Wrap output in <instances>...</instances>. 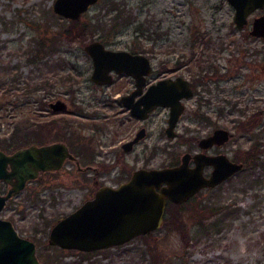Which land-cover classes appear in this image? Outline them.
<instances>
[{"label": "rangeland", "instance_id": "obj_1", "mask_svg": "<svg viewBox=\"0 0 264 264\" xmlns=\"http://www.w3.org/2000/svg\"><path fill=\"white\" fill-rule=\"evenodd\" d=\"M52 3L53 0H0V147L7 142L4 138L9 137L15 125L36 126L39 133L40 122L58 117V125H51L41 136L54 138L59 127L58 134L67 140L73 129L95 148L97 159L93 162L103 158L108 163L115 161L113 150L107 154L108 158L104 154L109 150L104 139H109L112 132L95 131L93 121L116 119L117 107L103 97L108 89L113 93L117 90L118 80L98 88L88 79L91 63L83 48L87 38L103 37L111 46L145 51L154 68L179 61V69L184 72L194 75L203 71L209 76L208 88L197 85L178 128L189 136L201 135L217 125L228 127L231 136L219 149L243 159L244 164L223 181L199 189L187 200L168 203L167 212L174 222L163 226L162 221L160 226L150 229L152 236L147 239L158 244L161 262L171 255V259L179 260L175 254L184 253L189 264H254L258 259L264 263V147L259 157H254L256 164L246 161L250 148L264 144V65L261 68L259 64L264 63V38L249 36L246 27L234 24L233 7L228 0H97L79 16L88 33L74 37L60 35L52 50L43 56L55 62L44 68L46 85L33 90L26 107L16 106L14 93L7 88L15 84L23 88L25 83L40 81L43 76L25 55L38 36L58 32L68 22L67 17L55 12ZM116 11L120 13L116 15ZM115 18H119L116 23ZM13 73L18 77L7 80ZM61 75L69 77L70 82H61ZM39 93L46 94V99L65 98L67 110L38 108L35 98ZM199 95L209 100H201L198 106ZM198 112H204L209 119L198 117ZM165 115L164 110L153 113L149 133L136 147L137 154L127 153L125 163L114 162L105 176L115 175L116 179L119 168L126 174L137 165L178 160L181 152L191 147L190 138L180 140L162 133ZM65 121L69 125L61 128ZM111 123L116 131V122ZM115 136L119 138L121 134L116 131ZM167 142L168 150L163 148ZM197 147L194 142L193 148ZM150 149L154 151L152 157L146 155ZM72 166L66 162L56 171L41 172L7 198L0 215L10 218L22 235L35 241L39 264L50 257L57 264H136L131 254L146 247L138 234L119 246L91 249L94 251L87 257H81V249L55 247L47 241L52 222L92 191L91 180L79 181ZM199 203L216 207L204 209L200 214L206 230L199 226L197 215L191 210L192 205ZM177 224H184L192 237L186 252Z\"/></svg>", "mask_w": 264, "mask_h": 264}, {"label": "water", "instance_id": "obj_2", "mask_svg": "<svg viewBox=\"0 0 264 264\" xmlns=\"http://www.w3.org/2000/svg\"><path fill=\"white\" fill-rule=\"evenodd\" d=\"M97 0H53L55 12L67 17L77 18L89 5ZM234 5L233 19L238 27L247 21V14L264 0H229ZM255 35H264V11L256 15L249 30ZM84 49L92 56L94 67L91 78L107 81L108 69H125L136 74L135 69L124 61H140V76L149 69V60L143 53H131L124 48H108L99 39H91ZM184 91L190 93V89ZM175 93L173 80L158 79L142 94L143 105H131L132 112L145 114L157 103H168L169 130L181 110ZM54 109L66 107L61 97L50 101ZM229 136L225 126H216L212 132L199 138V145L207 147L213 142L221 143ZM137 138V135L134 137ZM71 153L62 141L38 144L29 142L6 151L0 148V179L9 183L5 192H0V210L6 199L18 192L25 181L35 176L39 169L57 167L63 157ZM190 152L184 151L179 162L163 166H138L124 181L113 186L102 184L91 197L84 199L74 208L59 216L49 227L47 241L61 247L91 250L119 244L131 237L157 228L163 221L166 197L173 201L188 198L204 185H214L239 170L243 163L233 160L225 152L193 153L195 163L188 164ZM206 163L213 166L208 175L202 171ZM34 240L20 234L11 219L0 215V264H39Z\"/></svg>", "mask_w": 264, "mask_h": 264}, {"label": "flooded vegetation", "instance_id": "obj_3", "mask_svg": "<svg viewBox=\"0 0 264 264\" xmlns=\"http://www.w3.org/2000/svg\"><path fill=\"white\" fill-rule=\"evenodd\" d=\"M228 2H229V0H228ZM230 4L233 7V13H234V9H235L234 5L232 3H230ZM84 11H82L80 13V15ZM263 11H264V3L262 6L254 7L247 14V21L243 24L242 27L247 28V32H248L249 36H253L254 38H256V37L264 38V35H255L249 31L250 28L252 27V22H253L254 17ZM232 20L234 21L233 14H232ZM234 24L237 26L235 21H234ZM242 27H238V28H242ZM95 38L101 40L104 43V46L108 47V48H113V49L124 48V49L129 50L131 53H143L144 55L147 56V58L149 60V64H150L148 71L142 73L143 74L142 75L143 76L142 82H140V80H141L140 71H139L140 70V61L139 60L137 61L135 59H132V60L128 59V61H125V60H123V61H124V64H126V62H127V64L131 65L135 69L136 74L131 72V71H127L123 68L118 70V71L115 70L114 68H110V69H108V73L110 74V76H109V79L107 81L94 80L93 78H91V72H92L93 67H94L93 59H92L91 54L84 49L85 53L89 57V60L91 63V69L89 72L88 79L92 82V84H94L98 88H103L105 86L111 85L113 82H115L116 79L118 80L117 90L113 93L112 91H110V89H108L106 92H104L105 94L103 97V99L105 98V99L109 100L110 104H113L117 107V110L115 111L117 113L116 119H115V117L107 118V116H106L105 118H107V119H103L102 121H100V120L99 121H97V120L93 121V129H95V131H99V132H103V133H107V134L112 132V135L109 137V139H104V144H109V150H106L104 152V154H106L107 158H108L107 154L113 150L114 156H115L114 162L124 164L125 163V156L127 153L131 152L132 155H136L137 154L136 147L139 145V143L144 142V139L146 138V136L149 133L148 123H149L150 119L152 118L153 113L157 110L158 111L164 110L165 114H166L165 115L166 116V118H165L166 124L163 126L162 133H165L169 138L179 137L180 140H182V139L188 140L190 138L193 141V143L190 145L191 146L190 148L186 147L182 151V152H184V151L190 152V155L188 157V164L189 165H193L195 163L193 153L197 152V151H204V152L212 153V154L218 153V152H225L229 156V158H231L233 160L242 161V163L244 164L243 159L238 158V157H231L226 151L219 149V146L222 145L231 136V132H230V129L228 127L227 128L229 130V136L226 140H224L221 143L213 142L211 145H209L207 147H202L199 145V143H198L199 138L204 136V135H207L210 132H212V130L216 126H214L210 131L203 133L201 135L191 134L189 136L183 134V131L180 130V128H178L180 119H182L184 117V111L187 108L188 101L197 92V85L198 84L201 85L203 87V89L208 88L207 83L209 80V76L207 74H205V72L201 71L199 74H194V75H192L187 70L184 72V71L180 70L181 69L180 68L181 63H179V61L178 62L173 61L170 64H169V62L168 63L166 62V64H165L166 66L161 65V67H158V68L155 67L154 68L153 63H152V58L147 52L142 51L138 48L111 46L103 39V37L94 36V37L85 39L84 43H83V48H84V44L87 41H89L91 39H95ZM259 64H260L261 68L263 67L262 65H264L263 62H260ZM162 78H166L168 80H173V84L175 85V93L180 94L178 97V100L182 106L181 110H180V112H179V114L175 120L174 125L169 130V132H172L171 134L168 133V131L166 130V126L168 125V117H169V113H170V105L168 103H157L154 106H152L151 108L147 109L145 111L144 115H141V114L136 113V112H132V110H131V105H133L134 107L136 106V104H139V106L143 105V103L140 102V98H141L142 94L147 90V88L152 83H154L158 79H162ZM186 89H188V90L190 89V93L185 94L184 91ZM42 96H43V99L46 100V103L42 106V108H46L47 110H50V111L67 110L68 102L65 98H63V99L66 102V107L60 108V109H54L51 107L50 101L54 100L56 97L53 99H46L43 94H42ZM57 97H61V96H57ZM198 98H199L198 106H200L202 104L201 100H205V101L209 100L208 97H203L201 95H199ZM196 115L200 118L209 119V116L204 114V112H198ZM58 121H59L58 117H50L46 121L40 122L38 125L39 140L38 141H30V142L42 144V143H48V142H52V141H62L66 144L68 151L71 153V155L66 154L63 157L61 164L57 167H49V168H45V169H39L38 173L35 176H33V177H31L25 181V184L28 181H30L31 179L35 178L41 172L56 171L62 165H64L66 162H69L71 165H73L71 169H74L75 175L79 177V181L80 180L85 181V179L91 180L93 188H92V191L90 192V194L84 198V199H86L88 197H91L94 194L96 188L102 184H109V185H113V186L118 185L120 182H122L126 178H128L129 175L131 174L132 170L138 166L170 165V164H174V163L179 162L181 159L182 152H181L180 158L178 160H174V161H171L169 163L159 164V165H147V164L137 165V166L132 167L130 170L127 169V171L129 170V172H127L126 174H125V170L123 168H119L117 170L118 175H117L116 179H114L115 175L105 176V171L110 172L109 170L112 167V164L114 162L112 161V162L108 163V161H106V158H103L102 160H98V162H93V160L97 159V158H95V154H96L95 148L93 146H91L90 142L88 141L89 139H87L83 136L82 137L79 136V134H77V132H75L73 129H70V136H69L70 138H68L69 140L68 139L67 140L62 139V135L58 134V133H60V132H58L59 127L54 132L55 134H57L56 137H54V138L47 139L46 136H44L45 137L44 138L43 136L40 135L42 131H43V133H46L44 131L46 129L49 130L51 125H53V126L58 125ZM111 121L113 123L116 122L115 123L116 131H117V134H121V137L117 138L115 136L116 131L114 130V128L111 127V126H114V124H112ZM68 125H69V122L65 121L64 126H62L61 128H65V126H68ZM217 126H223V125H217ZM136 135H137V138H134ZM71 138H73V139L71 140ZM117 140H118V146H116ZM194 142H196V144L198 146L197 148H193ZM24 144H27V143H24ZM20 145H22V144H20ZM145 145L148 146V142H145ZM167 145H168V142L163 147V148H166V150H168ZM16 147H11L9 149L3 148V147H0V148H3L6 151H12ZM153 153H154V151H152L150 149V152H148L146 155H148L149 157H152ZM212 166L213 165L211 163L204 164L202 167L203 173L205 175H208ZM206 168H209V169L206 170ZM237 171H235V172H237ZM108 174H110V173H108ZM110 177H112V178L110 179ZM110 180H113V181L110 182ZM218 183H216V184H218ZM216 184H214V185H216ZM0 185H2V187H0V192H5L9 186V183L3 179H0ZM214 185H204V186L200 187L199 189H201L203 187H212ZM3 186H5V187H3ZM196 192H194V193H196ZM193 194H191L188 198H190ZM188 198H186L185 200H187ZM185 200H183V201H185ZM178 202H181V201H178ZM178 202L173 201L170 198L166 197L165 211H166V206L168 203H178ZM165 211H164V213H165ZM12 223H13V221H12ZM13 225H14V223H13ZM17 231H18V229H17ZM35 245H36V243H35ZM54 245H57V244H54Z\"/></svg>", "mask_w": 264, "mask_h": 264}, {"label": "trees", "instance_id": "obj_4", "mask_svg": "<svg viewBox=\"0 0 264 264\" xmlns=\"http://www.w3.org/2000/svg\"><path fill=\"white\" fill-rule=\"evenodd\" d=\"M113 6V5H112ZM120 11H116V15H118ZM80 17L77 18H68V22L63 25V27L58 31V32H53L51 34L43 33L42 35L38 36L33 44V48L25 55V59L29 62H34L36 66V72H39V75H43L42 79L39 81H35L31 84L25 83V85L22 86L15 84L12 87L9 86L7 89H10L11 93H14V97L16 100V106H24L26 107L28 105V102H30L31 99V94L33 90L39 85H46L45 81L47 79L45 73H44V68L50 67V64L55 63V62H50L48 59H43V56L45 53L48 51L52 50V46L54 43L58 40L60 35H65V36H78L82 35L85 36L88 33V30L86 26L84 25L85 23L79 22ZM119 18H115L114 23L118 21ZM129 18H126L128 20ZM18 76L16 74H12L9 76L7 80H13L16 79ZM61 82H70L69 77H66L64 75H61L60 77ZM27 81V79L25 80ZM28 82V81H27ZM15 83V82H14ZM18 88H22L20 91H17ZM44 89H47L49 91L50 88L45 87ZM38 90V89H37ZM6 93V91H4ZM47 92V91H46ZM43 94V93H42ZM42 94L39 93L38 97L35 98L37 102V107H42L45 103L46 100L43 99ZM46 95V94H44ZM23 127V128H22ZM20 127L18 125H15L9 135L8 138H4L7 142L2 146L3 148H11V147H16L20 144L23 143H28L33 140H39V133L38 129L36 126H31L28 128L25 124ZM28 129H27V128ZM21 131V132H20ZM264 143V141H263ZM264 144L261 145L260 147L254 146L253 148H250L249 152V158L247 159L248 161H251V163L254 165L257 163L256 160H254V157H259L260 151L263 149ZM246 160V161H247ZM168 205V204H167ZM198 206V207H197ZM228 206L227 204L225 207ZM192 211L197 215L196 216V221L198 222L200 227H203V229L206 230L204 221L201 219L200 214L204 211V209H211V210H216V207L214 206H209V204L205 203H199V205H192ZM199 208V209H197ZM203 210V211H202ZM174 219L170 218V214L167 212V206H166V213L164 215V220L162 225L167 226L169 225ZM185 221V220H184ZM184 221L182 223H184ZM177 227L180 229V235L183 240V248L186 252V247L190 245L192 237L189 235L187 228L183 224H177ZM152 230H148L146 232L138 234L139 237L146 243L145 248H139L137 253L131 254V258L136 260V264H189L187 260L184 259V253L180 254H175V257L178 256L179 260L173 258L171 259L172 255L166 260L162 261L160 259V250L158 247V244H152L149 242V237L152 235ZM120 244H116V246H119ZM55 247H59L55 245ZM81 257H87L89 253L93 252L94 250H79ZM104 254H107V249L103 248L102 249ZM177 260V261H176ZM258 262L254 264H264L262 261L259 259L257 260ZM57 260L55 261L52 257L45 259L44 264H57ZM205 264V262H203Z\"/></svg>", "mask_w": 264, "mask_h": 264}]
</instances>
